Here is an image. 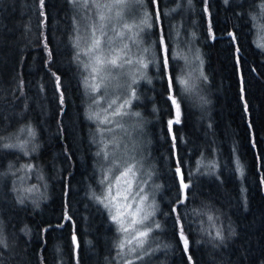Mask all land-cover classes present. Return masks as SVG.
I'll use <instances>...</instances> for the list:
<instances>
[{"label":"trees","instance_id":"obj_1","mask_svg":"<svg viewBox=\"0 0 264 264\" xmlns=\"http://www.w3.org/2000/svg\"><path fill=\"white\" fill-rule=\"evenodd\" d=\"M261 3L208 0L205 12L204 0H159L160 21L145 29L150 78L140 84L131 111L141 114L132 118L141 123L142 149L157 181L160 264H188L175 235L178 214L195 264H264ZM76 11L68 0H45L44 9L39 0H0V136L19 143L27 139L21 127L35 130L24 149L0 148V239L6 245H0V264H117L119 234L92 198L101 192L105 162L95 156L96 124L86 118L85 71L73 60ZM161 32L175 56L172 74L181 75L185 48L194 45L206 77L191 91L176 85L181 123L173 125L175 147L167 126L175 108L166 99L154 43ZM177 160L186 176L195 173L183 205L176 203L178 195L184 199L174 178ZM217 230L223 242L213 239Z\"/></svg>","mask_w":264,"mask_h":264},{"label":"snow or ice","instance_id":"obj_2","mask_svg":"<svg viewBox=\"0 0 264 264\" xmlns=\"http://www.w3.org/2000/svg\"><path fill=\"white\" fill-rule=\"evenodd\" d=\"M74 7L80 3V0H68ZM189 4L191 0H188ZM229 0H224L227 4ZM40 8L44 9L45 0H39ZM204 11L208 12V0H204ZM85 7L89 5L85 3ZM133 6L135 8H146V11L140 31L145 29H152L156 27L161 18L159 10V0H133ZM93 7L100 8H125L127 5L123 3H116L111 5H93ZM261 9H264V3L260 5ZM39 15L44 16V11H40ZM121 13H117V17H120ZM264 17V13H262ZM111 15L107 18L101 14L99 16L100 23L98 26L93 24L90 28L85 26V33L83 36L77 34L72 40V47L74 49L73 60L78 67H82L83 71L88 72V76L83 79L84 87L90 89L91 93H101L104 90V94L100 99H93V105L99 106L101 100H106L108 96V84L111 77L104 75L105 72L111 73L115 69H123L125 65L139 64L142 68H147L148 65L143 62L142 59L133 60L130 58V49L128 45H124L122 49H116L113 47L114 40L109 38V26L111 22ZM255 19V16L252 17ZM125 31L117 33V37H124L126 32L131 31L134 26L125 25ZM79 33V27L74 29ZM209 32L211 34V25L209 26ZM99 33V35L97 34ZM232 40L235 41L237 37L234 33H228ZM135 43V41H133ZM157 50V59L159 61V69L161 78L167 80V89L169 93L166 99L175 108V117L167 121L168 132L171 135L173 141V147H175L176 136L173 134V125L181 123V103L180 98L175 94L176 85L183 86L185 91H191L192 85L189 80L183 77H176L171 71V61L175 59V56L171 55L170 45L168 38L161 32L159 39L155 42ZM83 44V47H82ZM47 48V43L44 44ZM264 49V45H259ZM239 51V48L236 49ZM148 51V49H144ZM49 62L52 58V53L49 51ZM179 55V54H177ZM82 57L85 59L82 60ZM55 75V74H53ZM201 75H203L201 73ZM206 79V77H204ZM56 89L60 91L62 87V81L60 76H55ZM98 81V82H97ZM138 81L132 79L131 83L123 85L130 89L127 92V99H123L117 96L108 102V107L101 109V111H90L86 117L88 120L93 121L96 124V134L102 139L97 142L93 138V143H103V147L95 153L96 157H103V161L108 165L107 170L101 168V179L98 181L101 186V192L99 195L93 193L92 198L96 204L101 207L108 216L109 222L115 226L116 232L119 234V239L115 242L114 247L118 249L117 255L121 257V264H136V261H143L144 256L141 252L148 244L151 234L154 230L161 229V224L154 222L155 208L153 205L148 204L149 196L145 193V189L141 186L142 183H147L143 180L144 175L143 165L140 160H137L135 156H127L125 152L120 155L122 148L121 140L116 139L117 130H124V125L121 123L124 117H140L139 112H132L131 107L133 101L138 100L136 85ZM64 97L61 93L60 101L63 103ZM103 113V115H102ZM103 126V127H102ZM19 133L24 134L27 139L20 141L19 143H4V137L0 136V148L11 149L20 148L24 149L26 144L35 137V130L31 125L21 127ZM111 138H108V137ZM19 140V136H17ZM27 154V153H26ZM201 162H198L200 164ZM26 167L31 168V165ZM215 165L209 162V168H214ZM238 171L242 172V169L238 167ZM199 171V169H198ZM195 173H190L187 176L183 170V164L180 160H177L174 178L178 180V192L183 195L184 199H180L177 196L176 203L183 205L188 199V191L192 187V176ZM264 183V180L261 181ZM28 191H31L29 189ZM23 203V199L19 200ZM177 209L173 208V212ZM198 214V213H197ZM69 217L66 215L65 219ZM208 219L213 220L212 216H208ZM174 228L177 229L175 235L178 236V242L182 244L183 251L187 255L188 264H195L190 253L191 241L189 236L184 230V218L179 214L174 221ZM230 235L235 233L229 230ZM224 235L221 230H217L214 240L223 242ZM73 243L76 244V236L72 237ZM0 245H4V241L0 239ZM78 247V245H77ZM140 250V251H138ZM127 253V256H126ZM132 257V258H127Z\"/></svg>","mask_w":264,"mask_h":264},{"label":"rangeland","instance_id":"obj_3","mask_svg":"<svg viewBox=\"0 0 264 264\" xmlns=\"http://www.w3.org/2000/svg\"><path fill=\"white\" fill-rule=\"evenodd\" d=\"M85 3H87L89 6L85 7ZM116 3H123L127 5V7H116L111 9L106 7H93V5L97 4L111 5ZM76 8V27H79V33L76 32V35L79 34L83 36L85 33L86 25L89 28L93 24H96L98 26V24L100 23L99 16L101 14L105 15L106 18L111 15L112 19L110 22L108 35L109 38L114 40L113 47L116 49H122L124 45H128V48L130 49L129 55L131 59H142L145 64H149L147 55L148 51H144V49H147L144 44V39L146 38V30H144L143 32L140 31V27L144 19L143 14L145 13V10H142V8H135L133 6V0H80V3L76 6ZM117 13H121V16L117 17ZM125 25L134 27L131 31L126 32V35L124 37H117V33L125 31ZM97 34L99 35V33ZM133 41H135V43ZM188 46L190 47L185 48L187 53L183 56L184 67L179 77H183L189 80L190 84L193 87L194 85H196L195 82H198L200 78L204 77V73L202 67V59L198 50L194 45ZM83 59L85 58L83 57ZM201 73L203 75H201ZM88 74L89 73L85 71V76H88ZM104 75L110 76L111 79L108 84L107 99L101 100L99 106L93 105L92 100L94 98L100 99V97L104 94V90H102L101 93H91L90 89L85 88L88 95L89 111L99 112L101 111V109L107 108L108 102H110L112 99H115L117 96H120L123 99H127L128 97L126 93L130 92V89L121 86L131 83L132 79H136L138 81L136 89L137 95L139 96V93H142V87L140 86V84L144 83L146 79L150 78L148 74V67L142 68L139 64L125 65L123 69H115L111 73L105 72ZM193 95L199 97L197 91L193 93ZM131 108H133V105ZM121 123H123L124 125V130L118 129L115 134L116 139L121 140L122 143V148L119 154L123 155L126 152L127 156H125V158H127L128 156H135L137 160H140L142 162V170L144 172L142 179L147 181V183H142L141 186L145 189V193L149 196L148 204L153 205L155 208V216L153 218L154 222L161 224L159 218L157 217V201L155 200V186L157 185V181L155 180L153 175L154 166L151 167L149 163L150 157H148L145 154L146 152H144V150L142 149V144L145 141L142 132L139 131L141 123L132 118V116L124 117ZM108 138L111 137L109 136ZM101 139L102 138L100 137L99 142L101 141ZM100 147H103V143H100ZM103 166L106 171L108 167L106 162ZM160 231H162V228L159 230H154V232L151 234L148 244L141 252V254L144 256V260L136 261V264H160V260L155 259V256L164 243L160 238L161 236L158 234V232ZM117 264H121V257H118Z\"/></svg>","mask_w":264,"mask_h":264},{"label":"bare ground","instance_id":"obj_4","mask_svg":"<svg viewBox=\"0 0 264 264\" xmlns=\"http://www.w3.org/2000/svg\"><path fill=\"white\" fill-rule=\"evenodd\" d=\"M102 168H104V166H102Z\"/></svg>","mask_w":264,"mask_h":264}]
</instances>
